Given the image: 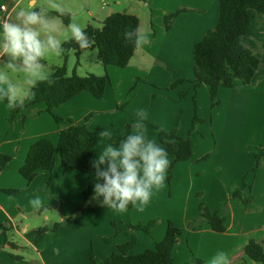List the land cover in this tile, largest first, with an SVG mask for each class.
Returning <instances> with one entry per match:
<instances>
[{
  "label": "crops",
  "instance_id": "obj_1",
  "mask_svg": "<svg viewBox=\"0 0 264 264\" xmlns=\"http://www.w3.org/2000/svg\"><path fill=\"white\" fill-rule=\"evenodd\" d=\"M142 1L137 8L130 7L117 13L137 16L139 28L149 34L151 44L138 48L128 67L108 68L110 81L102 99L84 91L54 109L53 113L62 120V128L81 125L86 117L91 116L87 126L91 131L98 132L95 161L107 143L118 145L125 139L126 127L133 125L138 110L147 113L146 129H154L151 126L154 125L171 130L178 114H184L178 135L186 138L192 125V98L197 95L198 116L205 122L191 135L192 159L175 167L172 182H183L179 193L183 188L186 194L202 193L198 200L210 210L219 211V215L225 218V232L217 233L209 224L188 230V224L199 218V211L198 215L196 211L189 215L188 210L183 212L188 213L184 216L183 213L177 214L173 201L168 197L163 199L165 192L166 196L172 193L171 185L165 181L161 187L153 189L151 199L143 210L133 207L125 212L103 206L102 198L86 199L84 193L90 176L79 171H65L60 159H57L51 175L40 172L28 186L20 169L31 146L41 139H49L56 145L59 132L55 119L46 112V105H30L33 101L30 95L23 103L27 107L18 112L13 123L8 127L0 125V154L11 157L0 173V226L7 228L8 242L16 245L15 248L7 245L5 236L0 233V264H93L91 254L100 264L112 256L117 246L130 239L128 224H145L153 219H159L162 226L166 224V229L168 221L179 228H186L173 251V264H185L194 258L201 260L202 264H210L220 251L227 253L230 264H260L249 259L244 249L250 241L261 243L264 247V157L257 171H250L257 160L256 152L260 147L264 148V62L255 49V43L261 41L260 52H264V13L254 20L247 40V45L261 59L252 84L246 86L236 80L235 88H222L218 97L220 105L215 109L211 107L207 113L204 110L209 109L211 103L209 87L202 85L196 93L194 84L190 82L194 81L195 44L216 25L219 1L195 0L191 5L180 6L178 10L186 12L176 18L169 31L162 25V19L173 10L158 16L160 23L155 26L153 10L146 5L147 1ZM3 5L9 8L13 2L0 0V18L8 16V12L1 11ZM114 13L111 9L109 15ZM181 79L189 82L169 89L174 81ZM132 87L135 88L134 95L130 101H125L126 90ZM182 90L187 92L184 100L180 99ZM7 115L8 109H2V118ZM106 129L112 132L110 140L100 135ZM153 140L156 143L155 135ZM168 159L170 161L172 157ZM194 165L202 170L198 173L197 182L207 179L202 189H192ZM244 183L251 186L253 199L248 206L242 204L243 195L249 193L248 188H243ZM4 190H19V193L14 197ZM36 196L43 201V208H51L47 213L43 208L34 209L29 204V200ZM225 203L227 208L222 211L221 205ZM113 222H117V237H114ZM54 225H58L57 231L50 229L37 237L39 229ZM158 228L151 236L135 233L138 242L134 254L142 253L137 250L141 237L145 239V250L154 248L155 243L164 239L166 230H161L157 237ZM29 250L34 251L37 257L27 260L24 253ZM12 256L23 260H15Z\"/></svg>",
  "mask_w": 264,
  "mask_h": 264
},
{
  "label": "trees",
  "instance_id": "obj_2",
  "mask_svg": "<svg viewBox=\"0 0 264 264\" xmlns=\"http://www.w3.org/2000/svg\"><path fill=\"white\" fill-rule=\"evenodd\" d=\"M218 1L219 14L216 25L208 30L195 44L194 81L190 82L194 84L193 90L196 93L202 85L209 87L212 109L220 105L218 97L222 88H235L236 80H240L246 86L252 84L261 65V60L256 51L247 45V40L251 35L254 20L259 14L264 13V0ZM184 12L186 10L180 9L165 17L167 31L171 30L176 18ZM51 15L57 14L53 12ZM60 19L66 26L71 22L72 16H63ZM139 26L140 20L137 16L128 13H114L105 19L101 28L97 29L89 25L84 29L88 37L94 41L90 48L81 49L75 41L62 45L64 48V64L55 68L51 73V78L55 81L54 84L40 83L32 89L34 95H32L33 101L30 103V105H46V112L53 116L59 126L58 143L55 145L49 139H41L31 146L25 163L20 169V174L27 181L28 186L38 177L40 172L51 175L55 169L57 159H60L65 171H79L90 176L91 180L84 196L86 199L93 197L95 183H102V181L96 179V169L93 167L98 132L91 131L87 126L91 116L86 117L85 122L81 125L62 128L60 126L62 120L55 116L53 111L84 91H89L96 99H102L110 81L108 68L110 66L122 69L128 67L138 49L134 42L125 39L124 33L133 31ZM87 50L98 51L99 61L105 68V76L99 77L90 74L80 77L75 71L73 75L68 76L66 67L68 52L73 51L79 59L81 54ZM185 82L189 81L177 80L171 84L170 89H175ZM186 95L187 92L182 90L180 99L184 100ZM194 104L195 116L192 129L186 138L178 135L181 114L177 117L171 130H164L151 125L158 131V142L156 144L164 148L167 154L172 157L165 179L168 184L172 181L175 167L192 159L194 150L191 135L199 125L205 122L204 119L198 116L196 98H194ZM25 107L27 106L22 105L12 109L10 125L18 112ZM23 120H25V117ZM130 127L126 128L127 135L130 134ZM256 154L257 160L250 170L252 173H255L260 167V161L264 157V148L260 147ZM10 161L11 157L0 154V173ZM48 187H50V181L47 183V189ZM243 188L249 189V193L244 194L242 198V204L248 206L253 199L250 193L251 186L244 183ZM4 192L15 197L18 195L19 190H4ZM198 197L201 198L202 194H198ZM45 209L47 208H43V210ZM127 209L131 210L133 206L129 205ZM198 211L199 218L188 224L189 230H196L202 224H209L213 231L217 233L225 232V218L221 217L218 211L210 210L204 202L199 203ZM112 225L115 229L114 237H117L119 235L117 222H113ZM158 227L159 219H153L145 224H128L127 235L130 236V239L126 243L117 246L112 256L100 264H173V251L185 230L177 227L171 221L167 223L164 239L159 243H155L154 249H147L140 254L133 253L138 242L135 233L142 232L151 236L152 232ZM50 229L57 231L58 225H54L52 228L39 229L37 237ZM0 233L5 236L7 245L12 248L16 247L15 244L8 242L6 227L0 226ZM106 241L109 242V240ZM244 252L252 261L264 264V247L261 243L250 241ZM12 257L18 261L23 260L18 256ZM90 257L93 264H97L93 254ZM202 263L201 260L194 258L185 264Z\"/></svg>",
  "mask_w": 264,
  "mask_h": 264
},
{
  "label": "clouds",
  "instance_id": "obj_3",
  "mask_svg": "<svg viewBox=\"0 0 264 264\" xmlns=\"http://www.w3.org/2000/svg\"><path fill=\"white\" fill-rule=\"evenodd\" d=\"M17 0L12 14L0 18V99H6L8 107H21L32 89L40 83L54 84L46 70L49 57H60L63 44L71 41L81 49H88L92 41L82 26L72 19L64 25L60 19L72 16V10L64 0H29L21 6ZM57 15H51V13ZM127 41L137 48L151 44L149 34L137 27L124 33ZM133 131L118 145L107 143L102 154L93 162L96 179L103 181L94 185L93 199L102 197V205L118 212H125L129 205L143 210L152 196L153 189L162 186L170 166L166 150L146 136L147 113L138 110ZM107 140L112 137L110 129L101 131ZM34 209L44 207L39 196L29 200ZM210 264H230L227 253L220 251Z\"/></svg>",
  "mask_w": 264,
  "mask_h": 264
},
{
  "label": "rangeland",
  "instance_id": "obj_4",
  "mask_svg": "<svg viewBox=\"0 0 264 264\" xmlns=\"http://www.w3.org/2000/svg\"><path fill=\"white\" fill-rule=\"evenodd\" d=\"M135 1H136V4H135ZM145 1H147L146 5L150 6V10H153V12H154V18L152 20H153L154 25L157 26L160 23V19L158 18V16H161L164 11H169V10L172 11L173 10L176 12V11H178V8L180 6L191 5V3L194 2L195 0H145ZM28 2H29V0H24L22 2L21 6H25ZM64 2L72 10V14H73L72 19H75V21L78 22L82 26L83 29H86L89 25H91L92 27L97 28V29L101 28L103 26V22L108 17L111 9L117 13V12L125 11L126 9H129L130 7L137 8L136 6H139V2L143 3L142 0H64ZM38 3L45 4L46 0H38ZM116 3H118L117 6H116ZM9 8H11V7H9ZM173 11L171 13H174ZM12 18L13 19L15 18L14 12L12 13ZM162 25L165 26V18L162 19ZM260 44H261V41L256 42L255 43V45H256L255 49L258 51V53L261 54V58L264 62V52H260ZM44 63L46 65V70L51 74L55 68L63 66V64H64L63 54L60 57L51 56L46 61H44ZM77 63H79V65H77ZM66 67H67L68 76L73 75L74 71L80 77H85V76L90 75V74H93V75H96L99 77L105 76V68L103 67V65L99 61V55H98L97 50L84 51L81 54L79 59L77 58L76 54L73 51L68 52L67 60H66ZM170 90H173V89H170ZM134 91H135L134 87L126 90L125 101H130V99L134 95ZM28 97H30V95ZM194 98H196V103H197L198 102L197 95L196 96H195V94L193 95L192 102H191L192 107H193V116H192L193 118L195 116ZM126 104H127V102H126ZM125 107L123 109H125ZM4 108L8 109V115L5 119L2 118V109L4 110ZM198 109H199V106H198ZM206 110H207V113L209 112V110L211 111V103H210L209 109L207 108L204 111L206 112ZM11 111H12V108L8 107L7 100L6 99H0V125L1 126L3 124H5L6 127L10 126V120L12 118ZM179 114H181V113H179ZM179 114H178V116H179ZM183 115H181V116L183 117ZM193 118H192V122H193ZM130 126H131L130 131L131 130L133 131L132 125H130ZM148 128L149 129H147V131H146L147 138L150 140H153V136L155 135L156 136V143H157L158 142V140H157L158 133L154 129H152L151 127H148ZM191 129H192V125H191ZM132 131L130 133H132ZM194 132H197V129ZM194 166H195V168L193 169L192 176L194 177L195 181L192 183V189H195V188L202 189L203 187L206 186L207 179H205L202 182L201 181L197 182V179L199 178V175H200L198 173H201L202 170L197 168L196 165H194ZM204 169L205 168H203V170ZM207 178L210 180L209 176H207ZM165 183H167V182H165ZM168 185H171L170 187H172V189H170V192H172V193L166 196V192H165V196H163V199L168 197V199L170 201H173V208L175 209V212H177V214H180V213H183L185 210H188V213L190 215V213L196 211V214L198 215L197 211H198V205L200 202V200H198V194H202V193L197 194L194 192L192 194H186V189H184V188L182 189V192L179 193L180 188L183 187L182 181L179 183L178 182L174 183L171 181V183ZM226 201H228V200H226ZM221 207H222L221 210L224 211L227 208V203L221 205ZM50 209H51L50 207H47V209H45V213H47L46 211H48ZM188 213L185 212L182 214V216H184L185 214H188ZM53 214L55 215L56 213H53ZM198 217H199V215H198ZM33 219H36V218L33 217ZM181 220H182V217H181ZM54 221H56V220H54ZM181 228L186 229L185 227H181ZM187 229H188V227H187ZM161 230H166V224H164L163 226L159 224L158 233L156 235L157 237H158V234H160ZM138 234H139V232H138ZM142 236H144V235H142ZM143 238L141 237L140 244L137 247V250L142 251V252L146 251L145 250L146 248L144 247L145 239H143ZM147 240H149V239H147ZM151 249H154V248H151ZM24 255H25V258L27 260H30L32 257H35V258L37 257V254L32 250H29L28 252L24 253Z\"/></svg>",
  "mask_w": 264,
  "mask_h": 264
},
{
  "label": "built area",
  "instance_id": "obj_5",
  "mask_svg": "<svg viewBox=\"0 0 264 264\" xmlns=\"http://www.w3.org/2000/svg\"><path fill=\"white\" fill-rule=\"evenodd\" d=\"M13 2V6L9 9L7 5H3L1 6V11L3 12H8V15L9 13H12L13 12V8L16 6V3H17V0H10Z\"/></svg>",
  "mask_w": 264,
  "mask_h": 264
}]
</instances>
